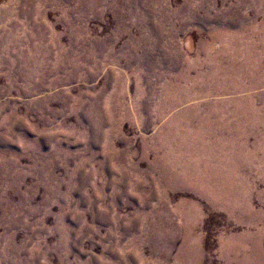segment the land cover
<instances>
[{
    "label": "rangeland",
    "instance_id": "obj_1",
    "mask_svg": "<svg viewBox=\"0 0 264 264\" xmlns=\"http://www.w3.org/2000/svg\"><path fill=\"white\" fill-rule=\"evenodd\" d=\"M0 264H264V0H0Z\"/></svg>",
    "mask_w": 264,
    "mask_h": 264
}]
</instances>
